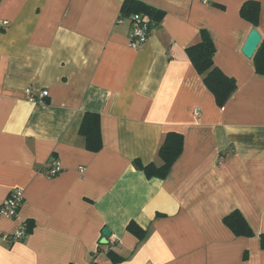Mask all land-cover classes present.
<instances>
[{"label":"crops","instance_id":"0c3cea01","mask_svg":"<svg viewBox=\"0 0 264 264\" xmlns=\"http://www.w3.org/2000/svg\"><path fill=\"white\" fill-rule=\"evenodd\" d=\"M123 1L0 0V204L13 189L24 197L0 236L28 227L20 243L0 240V264H264V75L242 53L252 29L264 38V0H137L163 12L139 49L117 24ZM247 1L256 27L240 16ZM201 30L235 81L222 107L186 53ZM27 89L46 90L44 105ZM87 112L99 115L96 153L78 134ZM169 132L182 152L148 179L133 162L160 165ZM235 210L252 236L223 223ZM104 228L115 243L102 244Z\"/></svg>","mask_w":264,"mask_h":264},{"label":"trees","instance_id":"16d2710c","mask_svg":"<svg viewBox=\"0 0 264 264\" xmlns=\"http://www.w3.org/2000/svg\"><path fill=\"white\" fill-rule=\"evenodd\" d=\"M239 13L243 19L248 21L253 27H256L258 23L259 3L257 1H247L241 6ZM134 14H140L142 17L147 18L149 24L158 23L163 17L162 11L147 6L140 1L124 0L119 16L123 19H128ZM200 35V42L189 47L186 53L193 67L202 77L205 87L213 95L216 105L222 107L235 91V81L226 77L213 65L212 59L215 53L213 42L205 30H201ZM251 59L255 73L264 75V38H261ZM78 134L83 139L86 150L93 153L98 152L102 148L99 115L90 112L85 113L79 126ZM181 152L182 136L169 132L165 135L158 150L160 165L153 163L142 165L138 160H135L133 166L135 169L143 172L148 179H162L167 176L171 166L180 156ZM223 223L236 237H250L253 235L251 228L237 210L224 217ZM127 230L133 233L138 241H141L145 236L144 230L139 228L134 222H130L127 225ZM259 245L264 250V234L259 235ZM112 254V251L107 250L106 255L108 257H112ZM115 260L120 261L121 258Z\"/></svg>","mask_w":264,"mask_h":264},{"label":"built area","instance_id":"2783aa9c","mask_svg":"<svg viewBox=\"0 0 264 264\" xmlns=\"http://www.w3.org/2000/svg\"><path fill=\"white\" fill-rule=\"evenodd\" d=\"M123 21L129 23L128 42L129 46L133 49H139L144 45L150 34V24L140 14L131 15L128 19H123L120 16L117 19V24H121ZM6 25V23H3ZM26 94L30 102L43 106V98L47 97V91L43 90L36 95L30 89L26 90ZM199 110L194 109L193 113L198 114ZM57 162L55 159L51 160L50 167L44 171L46 176H54L58 174ZM24 197L21 189H13L9 192L7 197L0 204V217L8 218L10 220H16L23 203ZM28 233V227L26 222L19 224L11 233L3 234L0 236V240L6 243L8 246L22 242ZM112 243H115L116 238L110 236Z\"/></svg>","mask_w":264,"mask_h":264},{"label":"water","instance_id":"95a60500","mask_svg":"<svg viewBox=\"0 0 264 264\" xmlns=\"http://www.w3.org/2000/svg\"><path fill=\"white\" fill-rule=\"evenodd\" d=\"M261 40V36L258 33L256 29H252L248 35V38L242 48V53L247 57V58H252L254 52L256 51L258 44ZM102 236H103V242L102 244L105 243V239L109 238L111 236V232L109 231L108 228H104L102 230Z\"/></svg>","mask_w":264,"mask_h":264}]
</instances>
